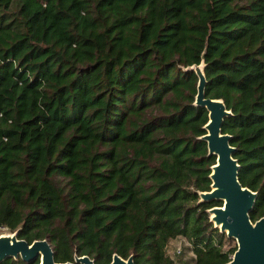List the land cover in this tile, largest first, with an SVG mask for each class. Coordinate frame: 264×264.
I'll return each instance as SVG.
<instances>
[{
	"label": "trees",
	"instance_id": "obj_1",
	"mask_svg": "<svg viewBox=\"0 0 264 264\" xmlns=\"http://www.w3.org/2000/svg\"><path fill=\"white\" fill-rule=\"evenodd\" d=\"M204 96L230 114L237 180L264 212V0H0V228L55 262L223 264L208 220ZM0 264H38L6 257Z\"/></svg>",
	"mask_w": 264,
	"mask_h": 264
},
{
	"label": "water",
	"instance_id": "obj_2",
	"mask_svg": "<svg viewBox=\"0 0 264 264\" xmlns=\"http://www.w3.org/2000/svg\"><path fill=\"white\" fill-rule=\"evenodd\" d=\"M187 69L192 70L197 78L193 105L201 106L207 112V121L203 125L205 133L199 139L206 143L207 155L215 156L208 174L209 190L197 192L198 202L214 200L220 203L206 211L212 226L235 242V250L223 264H264V212L253 222L249 219L256 193L238 182V163L232 157L234 147L229 144L230 136L220 131L221 122L230 111L225 109L221 99L204 96L202 61ZM6 257H19L27 263L37 258L38 264H93L88 256L75 254L72 261L55 262L45 239L27 243L17 238L16 231L0 234V261ZM108 264H133L132 255L123 259L112 254Z\"/></svg>",
	"mask_w": 264,
	"mask_h": 264
},
{
	"label": "rangeland",
	"instance_id": "obj_3",
	"mask_svg": "<svg viewBox=\"0 0 264 264\" xmlns=\"http://www.w3.org/2000/svg\"><path fill=\"white\" fill-rule=\"evenodd\" d=\"M4 233H8V230L0 228V234ZM176 249H179L178 253H176ZM189 250V244L186 242V240L183 237H176L167 242L165 253L167 256H169L174 264H183L192 258V253Z\"/></svg>",
	"mask_w": 264,
	"mask_h": 264
},
{
	"label": "built area",
	"instance_id": "obj_4",
	"mask_svg": "<svg viewBox=\"0 0 264 264\" xmlns=\"http://www.w3.org/2000/svg\"><path fill=\"white\" fill-rule=\"evenodd\" d=\"M179 252V249H176V253H178Z\"/></svg>",
	"mask_w": 264,
	"mask_h": 264
}]
</instances>
